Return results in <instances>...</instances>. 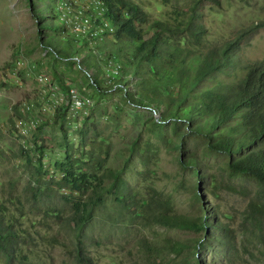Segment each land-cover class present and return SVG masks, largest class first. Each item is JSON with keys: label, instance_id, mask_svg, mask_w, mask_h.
<instances>
[{"label": "rangeland", "instance_id": "374dc122", "mask_svg": "<svg viewBox=\"0 0 264 264\" xmlns=\"http://www.w3.org/2000/svg\"><path fill=\"white\" fill-rule=\"evenodd\" d=\"M32 1L35 0H0V202L4 203L5 219L25 234L26 240L30 241L32 236L39 240V230L48 238L56 235L66 239L68 248L39 242L30 255V264H85L74 256L78 237L72 230H62L55 216L45 218L44 203L63 208L64 214L67 213L73 202L84 199L94 184L107 180L102 179L104 168L125 162L123 176L139 202L147 197L150 187H154L160 195L170 199L178 212L198 214L203 202L216 211L215 217L210 219L216 222L217 230L212 233V244L199 253L202 262L224 263L226 248L221 236L227 233L232 238L229 255L236 263L264 264V245L253 235L254 227L246 219L245 210L251 197L264 195V186L251 174L233 171L227 164L228 154L207 147L202 136L187 132L185 123L164 120L149 107L126 102L122 88L101 92L86 85L83 95L92 103L85 107L87 113L84 114L80 110H68V137L73 143L72 158H81L87 164L80 160L72 162L67 166L68 170H73L71 175L67 169H61L60 165L72 158H67L65 148L57 145L59 131L52 121L55 99L66 92L68 85L78 88L84 80V71L63 55L53 57L40 43L47 32L38 26L31 5L54 3L59 9L61 0ZM130 1L147 15L144 22L136 21L141 28H146L155 18L173 15L170 1ZM198 9L208 28L207 38L214 44L234 39L241 28L264 19V0H201ZM56 20L59 21L58 13ZM239 43L241 58L264 59V26L250 31ZM227 74L217 73V76L227 79ZM41 75L45 78H39ZM59 78L65 83L61 84ZM99 79L102 86L106 85L103 75L99 74ZM24 103H32V106L25 108ZM15 105L20 115L14 111ZM91 111L94 112L92 120L100 130L97 139L109 146L108 150L104 147L103 153L96 148L97 153L105 156L101 167L92 162L87 153L89 145L84 144L76 132L84 115ZM10 119L14 120V125ZM41 122H46L42 129L43 168L49 171L48 177L58 179L68 175V184L58 190L53 184L54 189L48 190L49 196L33 200L27 158L31 164L37 162L39 150L30 139L34 131L31 123ZM146 142L158 148L147 164L140 156ZM186 156L198 159L199 175L180 160ZM73 178L78 179L80 186L74 185ZM197 184L200 199L194 195ZM35 203L41 208L37 209ZM201 235L202 232L194 230L149 223L139 205L121 209L114 195L109 193L82 239L93 264H185L181 258L193 261L194 248L176 254L164 245L166 239L192 244Z\"/></svg>", "mask_w": 264, "mask_h": 264}, {"label": "trees", "instance_id": "16d2710c", "mask_svg": "<svg viewBox=\"0 0 264 264\" xmlns=\"http://www.w3.org/2000/svg\"><path fill=\"white\" fill-rule=\"evenodd\" d=\"M165 1L172 2L173 15L165 19L155 18L146 28H141L136 21L144 22L147 15L138 4L130 0H104L103 16L111 21L112 29L93 15L92 27L97 29V33L91 38H77L62 21H57L59 11L54 3L31 5V8L38 26L44 27L47 32L46 37L40 40L43 48L53 57H67L84 71V80L78 87L82 94L86 85L101 92L114 87L122 88L126 102L149 107L164 120H180L185 123L187 132L202 136L207 147L227 153V164L233 171L251 174L264 186V59H243L238 50L240 39L250 31L264 26V19L241 28L234 39L214 44L207 38L208 28L202 11L198 9L201 0ZM32 2L41 3L42 0ZM108 33H112V36H108ZM110 57L121 62L120 76L102 86L99 74L103 75V63ZM217 73H228L227 79L218 78ZM59 81L65 83L63 78H59ZM14 111L20 115L17 105ZM93 114L91 111L84 115L76 132L81 141L89 145L87 153L92 162L101 167L105 160L101 153L104 147L108 150L109 146L102 139H97L100 130L92 120ZM10 121L14 125V120ZM52 121L59 131L57 145L65 148L67 158H72L74 149L68 137L67 104L55 106ZM45 124L41 122L36 125L30 138L39 150L35 164L29 163L30 159L27 158L30 167V196L33 200L49 196L48 190L54 189L53 184L57 185V190L67 186L68 175L73 174V170H68L67 166L70 167L72 162L80 160L87 164L81 158H72L60 165L61 169H67L68 175L58 179L48 177L49 171L43 168L41 156L44 139L42 129ZM96 148L101 153H97ZM157 151L155 144L146 142L140 153L142 161L147 164ZM180 160L193 173L200 174L201 168L195 156L182 157ZM126 167L127 162L114 168H104L102 179L105 177L107 180L94 184L85 198L74 201L72 208L65 214L63 208L44 203L45 218L55 216L62 230H72L78 237L74 246L75 258L79 262L93 264L82 238L96 210L104 204L107 194L112 193L121 209L139 205L142 216L149 223L202 232L195 243L167 238L164 245L176 254L193 247V261L181 258L185 264H215L202 262L199 253L212 244V233L217 228L216 222L210 218L215 217L216 211L203 202L198 214L178 212L170 199L160 195L154 187H150L147 197L139 202L133 187L123 176ZM91 168L94 169L93 164ZM77 181V178H73L74 185L80 186ZM195 186L194 195L200 199L198 184ZM263 198V194L257 198L251 197L245 210L246 219L254 227L253 235L264 245ZM33 205L37 209L41 208L37 203ZM3 208L4 203L0 202L1 264H30V255L34 254L39 242L68 248L66 239L56 235L48 238L39 230V240L34 236L30 241L26 240V235L5 219ZM43 221L48 223L47 220ZM30 233L27 231V234ZM225 234L221 236L226 248L223 264H241L229 255L232 251V238ZM153 259L156 260V257Z\"/></svg>", "mask_w": 264, "mask_h": 264}, {"label": "built area", "instance_id": "2783aa9c", "mask_svg": "<svg viewBox=\"0 0 264 264\" xmlns=\"http://www.w3.org/2000/svg\"><path fill=\"white\" fill-rule=\"evenodd\" d=\"M104 4V0H84L82 3H78L75 0H61L58 9L59 20L76 37L91 38L96 36L97 33V29L92 27L93 15L99 18L106 27L112 29L111 21L103 16ZM121 67V62L115 57H110L103 63V78H105L106 84L111 83L114 78H119ZM39 78H45V76L41 75ZM55 102L56 105L65 103L68 105V110H80L83 114L87 113L85 107L92 103L90 98L83 95L74 85H69L66 92L61 93L55 99ZM31 106L32 103H24L25 108H30ZM31 126L33 130L36 127L32 123Z\"/></svg>", "mask_w": 264, "mask_h": 264}]
</instances>
